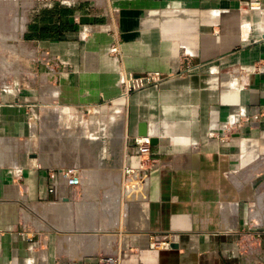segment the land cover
Here are the masks:
<instances>
[{
  "label": "crops",
  "instance_id": "crops-1",
  "mask_svg": "<svg viewBox=\"0 0 264 264\" xmlns=\"http://www.w3.org/2000/svg\"><path fill=\"white\" fill-rule=\"evenodd\" d=\"M256 1L264 10V0H108L99 13L38 5V19L2 37L0 264H264ZM153 74L125 92L130 75ZM234 115L255 129L228 134ZM136 137L155 141L149 157L132 148ZM126 168L145 188L124 212ZM65 169L80 173L76 196L50 193ZM111 184L121 192L107 193Z\"/></svg>",
  "mask_w": 264,
  "mask_h": 264
},
{
  "label": "rangeland",
  "instance_id": "rangeland-1",
  "mask_svg": "<svg viewBox=\"0 0 264 264\" xmlns=\"http://www.w3.org/2000/svg\"><path fill=\"white\" fill-rule=\"evenodd\" d=\"M108 0H0V40H2L3 36L11 34V36H9L10 38H16L17 34H19L21 31H23L26 27V22L28 21V18L30 20V24L32 23V20H34V18L36 17L37 19L40 16H36L37 14L34 12L36 11V7H38V5H51V7L53 6V4H58L57 6H60L64 9L68 8L69 6L72 5H78V4H82L84 5L85 3H93L94 5H96L94 9H96V12H100L101 10H103V8L100 9L101 4L107 2ZM57 8V7H56ZM55 9V8H53ZM45 12L43 13L45 16L44 18H49L51 17L52 12H48V9H43ZM48 13V14H47ZM51 13V14H50ZM54 13L55 10H54ZM97 13V14H98ZM32 15L31 17H28L29 15ZM49 16V17H48ZM35 18V19H36ZM39 22V21H38ZM30 24H27V27H29ZM3 43L4 40H2ZM15 49V48H14ZM114 175H120L118 172H113ZM121 175H123V173H121ZM127 177V181L122 184L123 188H122V193H123V205H124V212L126 211L128 205L130 203H132L131 201L134 200H141V197L143 196V192H144V183L142 178L140 180L138 179H133V178H129ZM108 191L107 193H111L110 195L113 196V194L115 193H120L121 190H117L116 186L111 184L108 185ZM103 195V193H102ZM113 201V198H111V200H106V202H111ZM99 202V201H98ZM81 207H83L82 205H79ZM109 212L114 211V207H106ZM232 256H234V254L232 253ZM232 260H237L235 258H232Z\"/></svg>",
  "mask_w": 264,
  "mask_h": 264
},
{
  "label": "built area",
  "instance_id": "built-area-1",
  "mask_svg": "<svg viewBox=\"0 0 264 264\" xmlns=\"http://www.w3.org/2000/svg\"><path fill=\"white\" fill-rule=\"evenodd\" d=\"M250 9L252 11H264L262 3L260 1L250 3ZM117 51V47L112 48L113 53H116ZM159 77L160 76L158 74L147 75L144 77H134L133 75H130L126 81L125 92L131 93L143 89L149 86L152 82L159 79ZM245 129H255L254 118H250L247 115H234L233 117H231L226 126V132L228 134L234 133L239 136L242 135V132ZM151 140V138L147 137H136L133 139L134 145L132 146V148L136 150V154L140 157H149L151 155L152 147ZM143 164L139 169L140 171H145ZM125 175L129 178L131 177L138 180L141 179L139 171H137V169L126 168ZM81 185L82 179L78 169H65L57 171L51 176L50 193L53 195H58L62 190H68L70 188L72 196H76L77 188H79ZM99 264H121V261L118 257L108 256L101 258L99 260Z\"/></svg>",
  "mask_w": 264,
  "mask_h": 264
},
{
  "label": "water",
  "instance_id": "water-1",
  "mask_svg": "<svg viewBox=\"0 0 264 264\" xmlns=\"http://www.w3.org/2000/svg\"><path fill=\"white\" fill-rule=\"evenodd\" d=\"M140 135L141 136H146L147 135V132L145 131L144 126L140 127ZM151 144L152 145L155 144V141L151 140ZM171 247L175 248V245H172Z\"/></svg>",
  "mask_w": 264,
  "mask_h": 264
}]
</instances>
